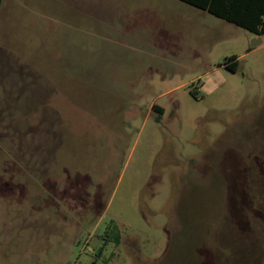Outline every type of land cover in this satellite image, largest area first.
<instances>
[{
	"label": "rangeland",
	"instance_id": "1",
	"mask_svg": "<svg viewBox=\"0 0 264 264\" xmlns=\"http://www.w3.org/2000/svg\"><path fill=\"white\" fill-rule=\"evenodd\" d=\"M255 38L179 0H3L0 264H264Z\"/></svg>",
	"mask_w": 264,
	"mask_h": 264
},
{
	"label": "trees",
	"instance_id": "2",
	"mask_svg": "<svg viewBox=\"0 0 264 264\" xmlns=\"http://www.w3.org/2000/svg\"><path fill=\"white\" fill-rule=\"evenodd\" d=\"M199 10L207 12L230 24L243 28L257 37H264V0H179ZM3 0H0V11ZM226 69L236 72L239 66L238 57L226 58L222 64ZM191 94L197 98V92L191 89ZM155 120L159 122L163 108L154 104Z\"/></svg>",
	"mask_w": 264,
	"mask_h": 264
},
{
	"label": "water",
	"instance_id": "3",
	"mask_svg": "<svg viewBox=\"0 0 264 264\" xmlns=\"http://www.w3.org/2000/svg\"><path fill=\"white\" fill-rule=\"evenodd\" d=\"M262 42L261 37H257L253 40V46H256Z\"/></svg>",
	"mask_w": 264,
	"mask_h": 264
}]
</instances>
